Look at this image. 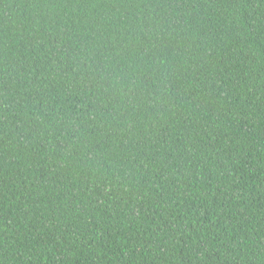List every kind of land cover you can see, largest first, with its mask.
Segmentation results:
<instances>
[{
    "label": "trees",
    "instance_id": "16d2710c",
    "mask_svg": "<svg viewBox=\"0 0 264 264\" xmlns=\"http://www.w3.org/2000/svg\"><path fill=\"white\" fill-rule=\"evenodd\" d=\"M0 264H264V0H0Z\"/></svg>",
    "mask_w": 264,
    "mask_h": 264
}]
</instances>
